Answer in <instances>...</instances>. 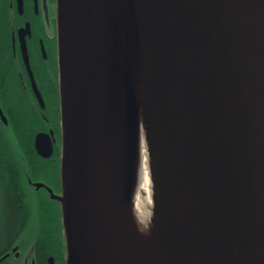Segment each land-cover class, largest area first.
<instances>
[{
  "label": "water",
  "instance_id": "water-1",
  "mask_svg": "<svg viewBox=\"0 0 264 264\" xmlns=\"http://www.w3.org/2000/svg\"><path fill=\"white\" fill-rule=\"evenodd\" d=\"M90 3L57 0L66 264H121L95 211L92 173L99 135L122 206L132 174L120 132L122 15L147 61L166 264H264V0ZM35 148L52 153L47 134Z\"/></svg>",
  "mask_w": 264,
  "mask_h": 264
},
{
  "label": "flooded vegetation",
  "instance_id": "flooded-vegetation-1",
  "mask_svg": "<svg viewBox=\"0 0 264 264\" xmlns=\"http://www.w3.org/2000/svg\"><path fill=\"white\" fill-rule=\"evenodd\" d=\"M53 10V0H0V264H56L38 245L55 238L62 194ZM40 133L49 156L35 148Z\"/></svg>",
  "mask_w": 264,
  "mask_h": 264
},
{
  "label": "bare ground",
  "instance_id": "bare-ground-1",
  "mask_svg": "<svg viewBox=\"0 0 264 264\" xmlns=\"http://www.w3.org/2000/svg\"><path fill=\"white\" fill-rule=\"evenodd\" d=\"M91 7L90 0H86ZM77 24L83 23L78 33L84 36L85 23L82 14ZM62 19V7L59 9V21ZM121 45L124 49L122 81L120 85V109L125 119L129 148V176L127 200L118 205L116 194L108 183L106 168L102 160L100 136L95 145L93 160L92 188L96 213L105 215L110 207L114 214L121 216L123 243L118 242L116 254L123 264H166L163 246V216L158 190L155 129L150 80L147 61L129 18L121 16ZM95 29V28H94ZM99 230H101L99 228ZM101 234V232H100Z\"/></svg>",
  "mask_w": 264,
  "mask_h": 264
},
{
  "label": "trees",
  "instance_id": "trees-1",
  "mask_svg": "<svg viewBox=\"0 0 264 264\" xmlns=\"http://www.w3.org/2000/svg\"><path fill=\"white\" fill-rule=\"evenodd\" d=\"M53 2H54L53 16L56 17V2H55V0H53ZM46 40L48 41V39H46ZM49 42H52V46L56 47L57 42H56V37L55 36ZM55 51H56V49H55ZM55 73H57V72H55ZM57 78H58V73H57ZM56 92L58 94V90L57 89H56ZM58 96H59V94L57 95V97ZM56 208L61 211V203L59 202V200H57V202H56ZM58 210L56 212V215H57V213H59V214L57 215V217H56L57 219H56V222H55L56 230H55V238H54V240L53 239L50 240V241L45 240V242L38 241V245L40 246V248L42 247V245L45 247V250L41 251V253L45 252V253H47L49 255H54L56 257V264H66L65 263V260H66V244H65L64 231L62 229V212H61V217H60V212H58ZM43 226L44 225L41 226L42 229H44ZM20 243H21V245H23L26 242H20ZM9 244H12V243L9 242ZM26 248H27V246H26ZM24 250H26V249H23V251ZM4 264H16V263L15 262H11L9 260V261H7Z\"/></svg>",
  "mask_w": 264,
  "mask_h": 264
},
{
  "label": "rangeland",
  "instance_id": "rangeland-1",
  "mask_svg": "<svg viewBox=\"0 0 264 264\" xmlns=\"http://www.w3.org/2000/svg\"><path fill=\"white\" fill-rule=\"evenodd\" d=\"M115 146H116V141L113 142V145H111L109 150L107 151L108 159L110 157L114 158L115 152H116ZM113 212H114V207H110L109 210L106 212V214L103 216V226H104L105 237H107L109 240V242L108 241L107 242H108L110 251L114 255V253L112 251V247L114 249H116V247H119L118 242L124 244V242H123L124 237H123V235H121V231H120V230H122L123 220L121 219V216L119 215L118 211L116 212V214H114ZM118 228L120 230H118ZM110 235H111V237H110ZM110 241L114 246L111 247ZM114 260L117 263V258H114ZM121 264H123V263L121 262Z\"/></svg>",
  "mask_w": 264,
  "mask_h": 264
}]
</instances>
